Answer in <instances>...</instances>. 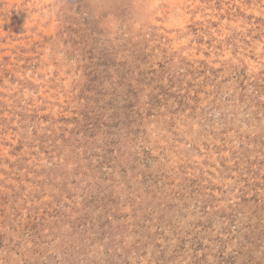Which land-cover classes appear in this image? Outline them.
I'll use <instances>...</instances> for the list:
<instances>
[{"label":"rangeland","instance_id":"rangeland-1","mask_svg":"<svg viewBox=\"0 0 264 264\" xmlns=\"http://www.w3.org/2000/svg\"><path fill=\"white\" fill-rule=\"evenodd\" d=\"M0 264H264V0H0Z\"/></svg>","mask_w":264,"mask_h":264}]
</instances>
